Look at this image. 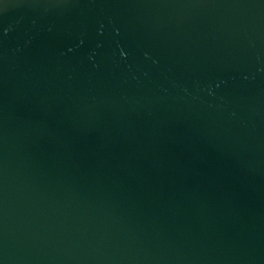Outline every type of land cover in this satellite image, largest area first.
I'll list each match as a JSON object with an SVG mask.
<instances>
[{"label":"water","instance_id":"water-1","mask_svg":"<svg viewBox=\"0 0 264 264\" xmlns=\"http://www.w3.org/2000/svg\"><path fill=\"white\" fill-rule=\"evenodd\" d=\"M0 264H264V0H0Z\"/></svg>","mask_w":264,"mask_h":264}]
</instances>
